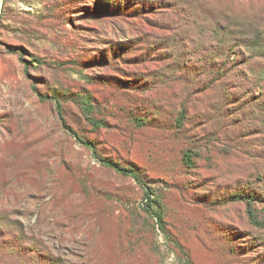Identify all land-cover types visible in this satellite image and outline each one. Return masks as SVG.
<instances>
[{"label": "rangeland", "instance_id": "1", "mask_svg": "<svg viewBox=\"0 0 264 264\" xmlns=\"http://www.w3.org/2000/svg\"><path fill=\"white\" fill-rule=\"evenodd\" d=\"M0 211V264H264V0H3Z\"/></svg>", "mask_w": 264, "mask_h": 264}, {"label": "trees", "instance_id": "2", "mask_svg": "<svg viewBox=\"0 0 264 264\" xmlns=\"http://www.w3.org/2000/svg\"><path fill=\"white\" fill-rule=\"evenodd\" d=\"M213 31L217 32V33H221L223 32L226 35H233L232 32H230L229 28L225 27L224 29L222 28V26L220 24L215 23L214 27H213ZM233 37V36H230ZM33 62H35L36 64H39V61L37 59H32ZM215 75L217 77H222L223 76V70L222 68H217ZM35 93L37 94V96L41 99H50L53 101L57 114H58V119L60 122V127L62 130H64L66 133L70 134L73 138H75V140L80 143L81 145H83L85 148H87L92 155L94 156V158L104 167H107L111 170H113L114 172H116L117 174L120 175H124L127 177L132 178L141 188H143V195H144V199H145V211L148 213H151V215L154 217L156 223L159 225V227L165 231L164 229V221H163V214H162V204L160 202V200L157 197H152V192L150 191L149 186L147 185V181L145 179V177L142 174V171L135 165L130 164V165H121L115 161H113L110 158L104 157L101 154L98 153V151L96 150V147L94 146V143L90 140H84L82 138H80L78 136V134L72 129L70 128L63 117V104L62 101L59 100L57 97L55 96H41V94H39L37 92V90L35 88H32ZM85 105V103H83ZM83 110V114L92 113V109L90 104H88L87 106L82 108ZM182 118H184V113H181ZM137 122H141L139 120H137ZM102 124V121L100 120H96V119H92V125H94L95 127H100V125ZM193 157H195V154L193 151L191 150H185L182 153V161L186 166H192L193 165ZM234 199L235 200H242L246 203L247 205V214L250 218V220L253 223H257L256 220V216H255V212L254 209L252 208V196H244V195H240V194H235L234 195ZM9 219L6 218V216L4 215V213H2V211H0V223L1 224H8ZM19 226L22 228V226L19 224ZM3 243L0 242V246Z\"/></svg>", "mask_w": 264, "mask_h": 264}, {"label": "water", "instance_id": "3", "mask_svg": "<svg viewBox=\"0 0 264 264\" xmlns=\"http://www.w3.org/2000/svg\"><path fill=\"white\" fill-rule=\"evenodd\" d=\"M2 3H3V0H0V12H1V8H2Z\"/></svg>", "mask_w": 264, "mask_h": 264}]
</instances>
